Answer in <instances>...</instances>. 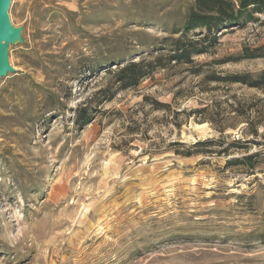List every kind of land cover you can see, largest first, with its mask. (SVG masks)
Segmentation results:
<instances>
[{
  "label": "rangeland",
  "instance_id": "374dc122",
  "mask_svg": "<svg viewBox=\"0 0 264 264\" xmlns=\"http://www.w3.org/2000/svg\"><path fill=\"white\" fill-rule=\"evenodd\" d=\"M193 1L11 0L0 264H264V82L227 81L264 77V12L168 62ZM155 56L117 89L108 69Z\"/></svg>",
  "mask_w": 264,
  "mask_h": 264
},
{
  "label": "trees",
  "instance_id": "16d2710c",
  "mask_svg": "<svg viewBox=\"0 0 264 264\" xmlns=\"http://www.w3.org/2000/svg\"><path fill=\"white\" fill-rule=\"evenodd\" d=\"M262 12H264V0H194L193 5L185 14L182 27L176 30V33H180V35L177 38H166V41H169L170 44L168 62L192 63L194 54L205 51V46H202V44L207 39L216 42L222 34V29L240 26L248 21L257 20L255 14ZM158 59L159 56L152 58L141 57L138 60L131 59L121 64L115 63L114 70L108 69V72L113 73L118 90L134 88L145 78L151 76L156 69L166 66L164 63H157ZM213 79L219 80L220 78L213 77ZM227 81L229 83H243L249 87L259 88L264 82V77L252 78L245 74H234ZM92 117L86 103H81L75 109L74 121L79 126L88 124ZM237 141L235 140L233 143H238ZM217 142L212 139L197 141L192 147H210ZM195 153L196 151L192 150L182 152L185 156ZM252 158L253 154H248L241 158L228 160L227 163L229 165H243L249 169H253L255 163L252 161Z\"/></svg>",
  "mask_w": 264,
  "mask_h": 264
},
{
  "label": "water",
  "instance_id": "95a60500",
  "mask_svg": "<svg viewBox=\"0 0 264 264\" xmlns=\"http://www.w3.org/2000/svg\"><path fill=\"white\" fill-rule=\"evenodd\" d=\"M11 0H0V79L15 69L9 63L10 45L22 42V28L13 26L8 15Z\"/></svg>",
  "mask_w": 264,
  "mask_h": 264
}]
</instances>
